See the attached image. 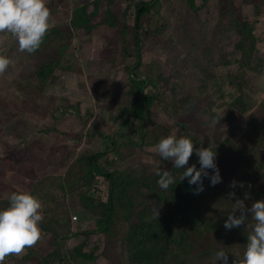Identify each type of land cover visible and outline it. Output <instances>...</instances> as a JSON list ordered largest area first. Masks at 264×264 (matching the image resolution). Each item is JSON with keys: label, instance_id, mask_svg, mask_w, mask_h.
Listing matches in <instances>:
<instances>
[{"label": "rangeland", "instance_id": "374dc122", "mask_svg": "<svg viewBox=\"0 0 264 264\" xmlns=\"http://www.w3.org/2000/svg\"><path fill=\"white\" fill-rule=\"evenodd\" d=\"M140 1L46 0L49 29L55 28L60 36H51L50 50L36 58L20 52L10 33H0V55L11 61L0 76V202L8 205L13 192H28L40 201L43 216L37 244L19 256L6 257L5 264L130 263L123 244L128 228L126 211L120 214L111 235L100 234L83 247L85 252L98 251L97 258L73 257L77 245L86 240L87 231L97 234L93 230L99 218L79 200L82 202L85 194L98 198L103 186L97 177L92 185L78 181L82 173L85 175L83 155L106 153L99 157L103 169L133 172L132 196L140 213L160 210L162 205L154 195L158 192L144 187L141 177L158 167L162 171L171 167L172 161L159 157L155 145L175 134L192 142L198 139L193 142L194 149L213 148L217 140L209 132L202 134L204 122L214 129L216 122L228 119V126L218 133L219 139L238 141L239 147L254 155L253 163L264 169V0H158L156 8L144 17L138 31L140 41H136ZM83 5L89 12L96 7L99 12L93 19L97 31L92 36L71 25L74 9ZM109 8L120 20L115 29L106 28L104 16ZM245 20L255 25L259 46L255 69L247 71L246 84L242 85L247 109L242 111L244 115L239 112L242 120L232 121L230 116L239 109H232L231 93L233 86L237 89L241 84L232 77L239 75L241 67L236 23ZM137 55L143 56L140 65ZM60 58L61 67L46 84L39 83L36 71L41 64ZM159 76L170 83L156 84ZM216 79L220 83L216 84ZM145 80L146 92L160 94L164 101L154 102L145 120H139L127 109L131 110L135 99L132 81ZM254 116H259L261 123L252 140L261 141L242 144L240 138L253 132L248 125ZM246 177L243 172V185ZM231 184L230 179L221 181L217 193L227 188L239 196ZM201 193L198 203L211 206L209 191ZM253 222L250 217V225ZM246 241H231L237 256L239 250L243 254ZM220 243L223 245L222 239ZM213 257L211 260L216 261Z\"/></svg>", "mask_w": 264, "mask_h": 264}, {"label": "trees", "instance_id": "16d2710c", "mask_svg": "<svg viewBox=\"0 0 264 264\" xmlns=\"http://www.w3.org/2000/svg\"><path fill=\"white\" fill-rule=\"evenodd\" d=\"M157 1L142 0L140 1L141 4L138 3L135 25L137 33L135 37L136 41H140L138 31L142 28L144 17L151 14ZM191 5L194 6V3L191 2ZM98 14L97 7L93 12H89L87 5L79 6L73 11L71 25L73 29L79 30L82 34L92 36L97 31L93 19ZM104 19L108 25L106 28L115 29L120 25V20H118L112 8L107 9ZM163 27L166 28V24ZM236 27L239 29L240 34L237 48L241 53V59L239 60L241 67L239 75L232 77H237L241 81V84H239L240 88L237 86V89L233 86L234 92L231 93V97L233 96L232 102H234L232 109H239L238 111L231 109L232 112H236V114L230 116L232 121L242 120L239 112L243 114L242 111L247 109V103L243 101L244 92L242 89L244 86L242 85L246 84L245 74H247V71L255 69L253 61L259 46L255 25L251 21L238 22L236 23ZM233 30L229 28L228 31L233 32ZM51 36L55 39L57 36H60V32H57L55 28L48 29L39 49L30 54L33 58L50 50ZM137 48V53H142L140 44ZM61 54L63 55L62 52ZM137 56L138 64L140 65L143 56ZM62 59L43 62L36 71L37 81L42 85L46 84L49 77L57 70V67H61ZM176 78L177 76L172 79ZM162 83L170 82L164 76H159L156 84ZM218 83L220 81L217 80L216 84ZM146 87L147 80L142 82L132 81V92L135 95V99L132 100L134 103L131 110L127 109V112L139 120H145V115L154 102L164 101L162 95L156 96L146 92ZM166 104L165 102L164 105L166 106ZM174 107L176 106L172 108ZM228 122V119L216 122L218 126L214 129H211L209 124L204 122L202 134L209 132L210 136L213 135L214 140H217V143L214 142V147L211 149L216 152L215 163L219 169L221 181L230 179L232 182H236L234 191H239V196H232L231 204L230 192L227 188H223L220 193H217L216 190L219 188V185L212 186L209 177L202 176V192L208 190L209 197L212 195L211 206H202L198 202L203 197V194H200V192L194 194L197 185H195V189L190 188L188 183L189 178L181 180L184 169H175L173 162H170L171 167L165 170L171 172V175L174 177V183L169 186L168 190H162L158 186L157 181L159 177L156 175V172H147L144 177H141L140 180L145 181L144 187L158 192L154 195L162 205L161 209L157 210V216L156 210L140 213L137 201L132 196L134 183L131 173L133 172L128 173L119 169H109L110 171L103 169L99 157L106 155V153L83 155L81 160L86 163L84 164L85 175L82 173L78 181L86 180L92 185L93 180L97 177L98 180H102L101 184L103 186H100L97 193L98 198L91 194H85L82 197V202L79 200L81 204L99 215V218L97 220L98 227L93 230L97 234L87 231L86 240L77 245V253H73V257L77 259L97 258L98 251L85 252L83 247L86 246L87 241L90 244L95 240L94 237H100V234L111 235L117 219H121L120 214L122 211H126L127 214L124 219L127 220L128 228L124 234L123 244L126 246V252L129 255L130 263L128 264H224L223 260H218V262H216L217 260H211L214 258L213 256L217 257L216 253L220 250L228 253V264H232L236 257L241 258L243 256L241 250H239V257L235 254L237 249L231 248V241L245 242L247 235L250 233V213L246 222L239 227L226 229L224 224L228 215L234 210L233 203L237 199L244 201L246 209H250L253 202L264 200V169L253 163L254 155L248 154L245 147H239L238 141L230 137H227L223 141L219 139L218 133L223 127L228 126ZM260 123L261 119L259 116L249 118L248 130L253 132L240 138L242 144L250 145L261 141V138L255 142L252 140L253 134L257 133L255 131H257ZM196 141L198 139H193L194 143ZM198 159V157L195 158V153L193 152L188 165L185 167L195 164L196 168L199 169L200 164ZM261 164L263 165L264 163ZM207 171L209 176L213 174L212 169H208ZM243 172L247 174V182L241 187L240 180ZM223 193L229 198L225 197ZM246 194L247 198H245ZM2 202L5 203L6 201L0 202V210L6 209L9 206V204H2ZM234 214L238 217L241 214L240 210H236ZM221 239L223 245L220 243ZM44 260L49 262L48 259Z\"/></svg>", "mask_w": 264, "mask_h": 264}, {"label": "clouds", "instance_id": "9594fccd", "mask_svg": "<svg viewBox=\"0 0 264 264\" xmlns=\"http://www.w3.org/2000/svg\"><path fill=\"white\" fill-rule=\"evenodd\" d=\"M49 18L46 0H0V33H10L18 42L20 52L31 54L39 49L50 27ZM10 64L9 58L0 55V76L5 74ZM155 150L163 160L172 161L175 169H184L181 180L190 178L189 184L197 185L194 194L203 191L202 176L209 177L212 186L221 182L215 163L216 152L210 146L194 149V144L188 137L171 134L161 138L155 145ZM194 151L199 158V169L195 164L185 167ZM208 169L213 170L211 176ZM156 175L159 177L157 184L162 190H168L174 183V177L167 170L162 171L158 167ZM235 186L236 182L233 181L230 187ZM229 196H235V193H229ZM234 204L235 208L224 224L226 229L244 224L249 218L248 213L255 223L249 225L252 230L247 235L243 256L236 257L232 264H264V200L253 202L250 209H246L244 201L240 199ZM40 209V201L28 192H13L10 195L9 206L0 210V264H5L8 256L21 255L26 248L35 246L40 240L39 222L43 220ZM236 210L241 213L238 217L234 214ZM227 254L223 250L218 251L217 261L223 260L224 264H228Z\"/></svg>", "mask_w": 264, "mask_h": 264}, {"label": "water", "instance_id": "95a60500", "mask_svg": "<svg viewBox=\"0 0 264 264\" xmlns=\"http://www.w3.org/2000/svg\"><path fill=\"white\" fill-rule=\"evenodd\" d=\"M190 179V178H189ZM189 183V182H188ZM190 185V184H189ZM190 188L195 189V185H190Z\"/></svg>", "mask_w": 264, "mask_h": 264}, {"label": "built area", "instance_id": "2783aa9c", "mask_svg": "<svg viewBox=\"0 0 264 264\" xmlns=\"http://www.w3.org/2000/svg\"><path fill=\"white\" fill-rule=\"evenodd\" d=\"M75 218L77 219L78 217H77V216H75Z\"/></svg>", "mask_w": 264, "mask_h": 264}]
</instances>
